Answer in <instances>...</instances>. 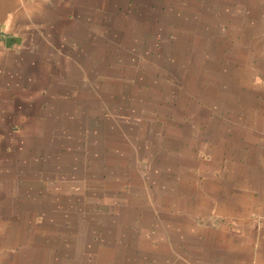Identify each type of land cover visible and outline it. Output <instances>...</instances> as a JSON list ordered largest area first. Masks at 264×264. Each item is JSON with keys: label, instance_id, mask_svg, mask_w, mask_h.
<instances>
[{"label": "rangeland", "instance_id": "374dc122", "mask_svg": "<svg viewBox=\"0 0 264 264\" xmlns=\"http://www.w3.org/2000/svg\"><path fill=\"white\" fill-rule=\"evenodd\" d=\"M91 5L90 56L74 114L61 123L69 132L9 139L15 172L24 169L18 145L33 178L37 165L52 173L58 157L80 179L139 182L131 193L140 197L137 210H187V221L205 225L220 211L243 224L247 211L259 208L250 191L260 189L264 0ZM143 195L151 201H141ZM23 205L28 217L12 218L10 226L0 216V264H99L84 227L69 244L66 219L53 221L46 207L37 214L33 199ZM81 211H74L78 223L88 220Z\"/></svg>", "mask_w": 264, "mask_h": 264}, {"label": "crops", "instance_id": "0c3cea01", "mask_svg": "<svg viewBox=\"0 0 264 264\" xmlns=\"http://www.w3.org/2000/svg\"><path fill=\"white\" fill-rule=\"evenodd\" d=\"M91 2L0 0V216L9 217L8 226L12 218L28 217L23 203L33 199L37 214L46 207L53 221L66 219L68 235H73L69 244L77 241V228L84 227L99 264H264V130L260 189L250 191V200H258L259 208L247 211L243 224L220 211L205 225L187 221V210H137L134 203L140 197L131 193L140 188L139 182L122 177H115V183L108 177L80 179L65 172L58 157L52 161V173L37 165L33 178L26 152L18 145L24 169L15 172L9 139L22 143L69 132L61 123L74 114L76 86L83 82L90 56ZM10 39L17 42L8 44ZM148 200L142 196L141 201ZM76 207L82 208L86 222L76 221ZM224 218L229 221L220 222Z\"/></svg>", "mask_w": 264, "mask_h": 264}, {"label": "water", "instance_id": "95a60500", "mask_svg": "<svg viewBox=\"0 0 264 264\" xmlns=\"http://www.w3.org/2000/svg\"><path fill=\"white\" fill-rule=\"evenodd\" d=\"M15 42H17L15 39H10V40L8 41V44H10V43H15Z\"/></svg>", "mask_w": 264, "mask_h": 264}]
</instances>
